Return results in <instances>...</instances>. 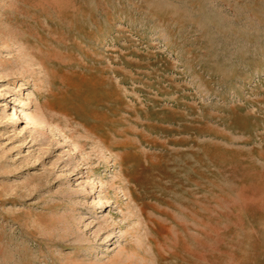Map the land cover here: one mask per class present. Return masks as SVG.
I'll return each mask as SVG.
<instances>
[{
	"label": "rangeland",
	"instance_id": "obj_1",
	"mask_svg": "<svg viewBox=\"0 0 264 264\" xmlns=\"http://www.w3.org/2000/svg\"><path fill=\"white\" fill-rule=\"evenodd\" d=\"M0 264H264V0H0Z\"/></svg>",
	"mask_w": 264,
	"mask_h": 264
},
{
	"label": "bare ground",
	"instance_id": "obj_2",
	"mask_svg": "<svg viewBox=\"0 0 264 264\" xmlns=\"http://www.w3.org/2000/svg\"><path fill=\"white\" fill-rule=\"evenodd\" d=\"M27 65V64H26Z\"/></svg>",
	"mask_w": 264,
	"mask_h": 264
}]
</instances>
